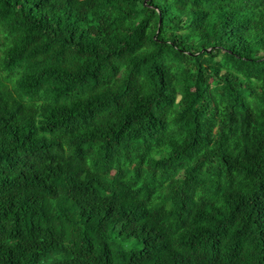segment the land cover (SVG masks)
<instances>
[{
  "label": "trees",
  "instance_id": "obj_1",
  "mask_svg": "<svg viewBox=\"0 0 264 264\" xmlns=\"http://www.w3.org/2000/svg\"><path fill=\"white\" fill-rule=\"evenodd\" d=\"M0 264H264V0H0Z\"/></svg>",
  "mask_w": 264,
  "mask_h": 264
},
{
  "label": "rangeland",
  "instance_id": "obj_2",
  "mask_svg": "<svg viewBox=\"0 0 264 264\" xmlns=\"http://www.w3.org/2000/svg\"><path fill=\"white\" fill-rule=\"evenodd\" d=\"M136 241L134 239H130L129 240V244H134ZM136 247H139V244L136 243Z\"/></svg>",
  "mask_w": 264,
  "mask_h": 264
}]
</instances>
